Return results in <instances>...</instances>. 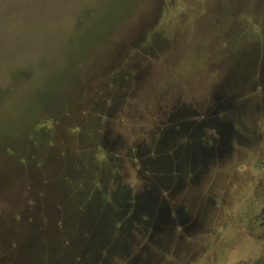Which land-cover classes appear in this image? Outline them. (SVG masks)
<instances>
[{
	"label": "rangeland",
	"instance_id": "1",
	"mask_svg": "<svg viewBox=\"0 0 264 264\" xmlns=\"http://www.w3.org/2000/svg\"><path fill=\"white\" fill-rule=\"evenodd\" d=\"M0 264H264V0H0Z\"/></svg>",
	"mask_w": 264,
	"mask_h": 264
},
{
	"label": "flooded vegetation",
	"instance_id": "2",
	"mask_svg": "<svg viewBox=\"0 0 264 264\" xmlns=\"http://www.w3.org/2000/svg\"><path fill=\"white\" fill-rule=\"evenodd\" d=\"M132 151L133 149L131 148V154L130 157L132 155ZM157 176V175H154ZM168 189L165 188H161L159 187L158 192H154L156 194H161L162 193H167ZM169 193V192H168ZM144 203L147 207H149L150 204L154 205V209H153V213H151L150 211L148 212V215L146 217V221L144 222V224H146V240H145V244H144V250L145 252H152L153 246L155 245V242L157 240V238H153V236L155 235L154 233H150V230H152L153 228H155V226H158L159 224L163 223L164 220V212L165 210L163 209V206H166L167 204L164 202V200H162V196L161 197H157L158 201H156V198H154L153 196H151L150 194H147L144 197ZM188 219V218H187ZM180 223L177 225V223L175 222L174 225H177L179 228H181L184 232L187 233V231H189V229H191L192 227V223H190V221H184L183 219L179 220ZM152 257H154L153 255L150 256L151 260Z\"/></svg>",
	"mask_w": 264,
	"mask_h": 264
}]
</instances>
